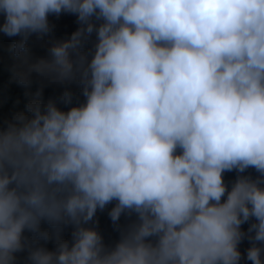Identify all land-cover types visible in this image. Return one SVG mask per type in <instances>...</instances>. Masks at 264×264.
Wrapping results in <instances>:
<instances>
[{
	"label": "clouds",
	"instance_id": "1",
	"mask_svg": "<svg viewBox=\"0 0 264 264\" xmlns=\"http://www.w3.org/2000/svg\"><path fill=\"white\" fill-rule=\"evenodd\" d=\"M62 13L70 38L23 55ZM0 15L15 77L41 79L0 123V264H240L245 236L264 264V0H0ZM73 81L82 102L43 101L45 82ZM113 202L114 225L135 219L111 246L87 225ZM42 222L71 241L41 245Z\"/></svg>",
	"mask_w": 264,
	"mask_h": 264
},
{
	"label": "trees",
	"instance_id": "2",
	"mask_svg": "<svg viewBox=\"0 0 264 264\" xmlns=\"http://www.w3.org/2000/svg\"><path fill=\"white\" fill-rule=\"evenodd\" d=\"M3 22V16L0 15V23ZM49 23L52 26V31L44 36L42 39H38L35 34L29 37L27 40L28 52L23 54L28 58L35 60L40 57L49 58V49L52 44L56 41L64 40L70 38L71 34L77 30L79 24L77 22V17L74 14L62 13L59 17L55 15L49 16ZM20 37H8L0 32V123L4 121L11 120L15 114L19 112H26V105L33 99H35V93L41 86V79L33 74L30 82L27 84H22L19 82L18 78L14 75V66L18 62V58L14 56L12 52V45L19 40ZM95 42V34L86 42L84 50L88 51L92 48ZM90 58V57H89ZM67 88L73 93V104H77L84 100L82 96V86L77 82L73 81L70 84L61 85L57 83H44L43 89V101L47 102L48 99H58L62 92ZM58 106L64 110L72 105L65 106L58 103ZM238 173L234 170L232 172L224 173L225 183L228 184L229 188L231 184L236 179ZM243 175H249L255 178L258 173L252 168L246 170ZM109 204L103 211L98 210L96 216L94 217V222L87 226L96 227L101 233L104 243L106 245L114 246L115 243L120 238V232L125 228L135 216L128 217L126 215H121L120 220L117 222L119 228L113 224L109 217V212L114 206ZM249 222L241 225L242 231L247 233L250 226ZM41 230H46L50 234V239L47 241L40 240V244L47 247L49 250H54L59 240H69L71 241L72 226H61L59 229L49 225L47 222L41 223ZM26 236L32 238V234L26 232ZM251 246V243L247 236L238 245L239 251L241 252L240 264H252L251 261L246 259L247 249ZM18 264H24L26 252L19 253Z\"/></svg>",
	"mask_w": 264,
	"mask_h": 264
}]
</instances>
